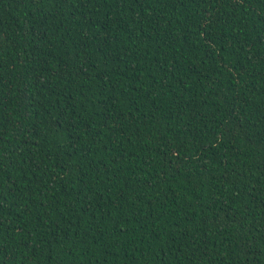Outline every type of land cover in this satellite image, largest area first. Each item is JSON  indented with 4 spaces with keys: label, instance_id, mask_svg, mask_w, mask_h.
<instances>
[{
    "label": "trees",
    "instance_id": "1",
    "mask_svg": "<svg viewBox=\"0 0 264 264\" xmlns=\"http://www.w3.org/2000/svg\"><path fill=\"white\" fill-rule=\"evenodd\" d=\"M0 264H264V0H0Z\"/></svg>",
    "mask_w": 264,
    "mask_h": 264
}]
</instances>
